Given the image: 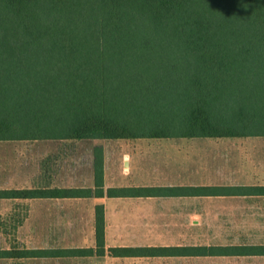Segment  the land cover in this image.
<instances>
[{"label": "trees", "instance_id": "16d2710c", "mask_svg": "<svg viewBox=\"0 0 264 264\" xmlns=\"http://www.w3.org/2000/svg\"><path fill=\"white\" fill-rule=\"evenodd\" d=\"M259 135H264V0H0V141ZM94 158V188H1L0 198L138 196L179 189L104 190L102 157ZM252 188L264 193V185ZM94 227V250L45 255L103 254L102 204L95 206ZM228 249L245 253L243 246ZM42 251L7 249L4 256L35 257ZM109 251L198 256L217 254L218 248Z\"/></svg>", "mask_w": 264, "mask_h": 264}, {"label": "rangeland", "instance_id": "374dc122", "mask_svg": "<svg viewBox=\"0 0 264 264\" xmlns=\"http://www.w3.org/2000/svg\"><path fill=\"white\" fill-rule=\"evenodd\" d=\"M67 140L0 141V189L38 187L43 183H52L51 180L57 185H68L73 181L72 175L87 176L90 165L94 171V157L101 155L103 160L105 149L109 164L118 157L116 162L125 172L123 182L119 179L122 183L170 186L181 182L211 186L230 180L239 184L244 183L243 180L251 174H256L255 170L259 171L258 160L244 151V146L258 143L264 137ZM56 142H67V145L64 143L61 145L63 147L52 150L54 144L57 146ZM121 151L131 153L129 165L127 162L122 166V158L118 154ZM46 152L50 158L44 159ZM43 164L47 178L41 176ZM113 169L114 166L110 165V177H114ZM239 190L243 189L236 192ZM140 202L152 205L182 204L188 209L186 213L163 215L167 219L161 226L163 231L157 232L156 239L160 242L213 245L264 241V209L261 208L264 198L259 196L238 193L180 198L154 196ZM73 204L85 205L87 202L55 198H0V264H97L98 261L105 264H264V256L234 254L137 258L46 256V251L52 248L53 251L64 250L60 247L71 246L73 240L87 243L88 228H81V223L60 224L50 219L52 214L48 208L51 206L57 210L58 206ZM54 215L58 217L59 212ZM7 249L43 250L40 254L44 253V256L7 257L4 256Z\"/></svg>", "mask_w": 264, "mask_h": 264}, {"label": "crops", "instance_id": "0c3cea01", "mask_svg": "<svg viewBox=\"0 0 264 264\" xmlns=\"http://www.w3.org/2000/svg\"><path fill=\"white\" fill-rule=\"evenodd\" d=\"M264 137V135H261V137ZM235 137H245V136H233V137H199V138H218V139H230ZM189 138V137H185ZM193 138V137H191ZM70 140H80V139H68ZM65 141V140H63ZM57 143V142H56ZM62 143V142H60ZM65 146L67 145V142H64ZM63 144H54V146L51 147L52 150L54 148H61L64 145ZM229 143V142H227ZM70 145V143H69ZM136 150V147L134 151ZM244 151H247L250 153L253 157V159L258 160L259 164V171L255 170L256 174H251L249 178H245L243 180L244 183L240 182L239 184L230 182V180L225 181L224 183H216L211 186L219 187V190L215 191L211 194H188L182 189H180L182 186H188L189 184H182L181 182L179 184H174L170 186L179 187L178 190H174L172 192H168L166 194H154V195H138V196H108L106 194L102 196L97 195H88V196H73V197H40L36 199H46V198H55V199H61L65 201H81V202H87L85 205H75L72 206L69 205H63L58 206L57 210L55 206H51L48 208L49 213H51V221L52 222H58L60 224L72 222V223H81L82 227H87V243L82 241H72L71 246H64L63 248L60 247V249L68 250L70 248H81V247H91L93 250L95 249L96 242H95V206L97 204H102L103 207V220H104V230H103V240H104V251L103 254H97L96 251H93L91 254L83 255V256H89V257H112V258H130V257H152V255H113L109 251L110 247H150V246H185L189 244H178V243H167V242H160L157 238V232H161V226H163V223L167 218H164L163 215L165 213H186L188 212V209L185 206H182V204H175V205H152V204H144L141 203V199H151L154 196H167V197H173V198H180V197H186L189 195H232V194H243L248 196H259L264 198V193H257L255 189L252 187L254 186H263L264 185V140H260V142L251 144V145H245ZM105 152V156H104ZM131 152H133L131 150ZM107 150L105 149L103 151V189L105 190L107 187L111 186H146V185H133L132 183H122V177L124 176L123 169H121L118 165V157L116 160H113L111 164L107 162ZM120 158H122V166L125 164L128 165L129 159H130V152L129 151H121L118 152ZM117 154V155H118ZM47 152L44 154L45 158H50ZM90 160H92V157H90ZM45 162V160H44ZM92 162V161H91ZM46 163V162H45ZM113 165V174L114 177L109 176V166ZM91 166V165H90ZM89 166V171H87V176H76L72 175V183L68 185H62V184H56L54 181L51 180L52 183L47 184H41V186H38V188H51V187H60V188H69V187H84V188H94V171L93 168ZM130 166H128L129 169ZM42 177L47 178L46 174L44 173L45 164L42 165ZM125 171V170H124ZM129 171V170H128ZM127 173V172H126ZM130 177V176H129ZM121 179L122 182L119 181ZM115 180V181H113ZM118 180V181H117ZM191 185V184H190ZM150 186V185H149ZM155 186V185H154ZM157 186H163V185H157ZM169 186V185H168ZM191 186H209L204 184H198V185H191ZM231 186H242L243 190H239L236 192L233 188H230ZM221 188V189H220ZM70 199V200H69ZM153 201V200H152ZM151 201V202H152ZM261 207V206H260ZM264 209V204L261 207ZM56 212H59V216L56 217L54 214ZM70 213V215H68ZM63 214V215H62ZM72 214V215H71ZM171 218V217H170ZM194 245V244H190ZM238 245L244 247V252L242 254H234V255H260L264 256V241L259 243H225V244H213V246L218 248L217 254L212 255H232L229 253H226V250H229L228 247ZM253 246V248H252ZM259 246L258 248H256ZM44 250H48L49 248H42ZM49 254H53V248L51 251H46ZM46 256H80V255H49ZM44 256V255H43ZM166 256H188V255H166ZM104 262L98 261L97 264Z\"/></svg>", "mask_w": 264, "mask_h": 264}]
</instances>
